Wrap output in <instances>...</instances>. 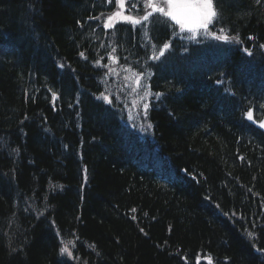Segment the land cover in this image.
Segmentation results:
<instances>
[{
  "label": "trees",
  "instance_id": "1",
  "mask_svg": "<svg viewBox=\"0 0 264 264\" xmlns=\"http://www.w3.org/2000/svg\"><path fill=\"white\" fill-rule=\"evenodd\" d=\"M216 7L220 40L174 43L151 70L152 146L97 99L93 63L115 41L141 67L142 40L173 35L166 19L111 33L93 25L107 0H0V264H57L50 221L90 264H195L208 251L264 264V0ZM30 200L48 216L33 227L14 206Z\"/></svg>",
  "mask_w": 264,
  "mask_h": 264
},
{
  "label": "snow or ice",
  "instance_id": "2",
  "mask_svg": "<svg viewBox=\"0 0 264 264\" xmlns=\"http://www.w3.org/2000/svg\"><path fill=\"white\" fill-rule=\"evenodd\" d=\"M107 2L118 4L121 9H124L126 6L125 0H107ZM260 2L261 0H256L257 4ZM138 4L139 0H129L128 7L130 9H135ZM166 4L167 10L159 7L154 3V0H145L144 7L146 9L150 8V12H146V14L140 18H136L132 15H124L123 11H116L107 17V22L104 26L106 28L113 27V21H116L118 18L133 25H137L140 24L142 20L148 21L149 17L154 13H160L164 17L174 21L176 25H179L181 30L187 29L189 31H196L199 28L206 30L208 25L219 16V11L216 7V0H166ZM221 31H223V29H221ZM225 39H227V37H225ZM167 46L168 45H164L165 48ZM261 47H264V45H261ZM81 56H83V53H81ZM53 98H55V96H53ZM248 115L249 118H251L250 112ZM260 126L264 127V122H262ZM249 235L251 236L252 233H249ZM60 251L62 255L65 253L71 255L67 245L62 247Z\"/></svg>",
  "mask_w": 264,
  "mask_h": 264
},
{
  "label": "bare ground",
  "instance_id": "3",
  "mask_svg": "<svg viewBox=\"0 0 264 264\" xmlns=\"http://www.w3.org/2000/svg\"><path fill=\"white\" fill-rule=\"evenodd\" d=\"M72 128H75L74 126L71 125ZM85 137L83 136V139ZM80 140V139H78ZM83 147V141H81V145H78V147L76 148V151L79 152L81 151ZM82 158V157H81ZM156 165L158 166L159 169H165L166 165L164 166H160L161 163L157 162ZM160 177L163 178V180L165 179H171L170 175L166 172H162L160 175ZM15 210L16 213H20L22 216L26 217L27 219H30L28 221L32 222L33 224L31 225L32 227L34 226V224H39V223H43L45 222L46 218H48V216L46 215L45 210L42 208L41 205H39L37 202L30 200L27 204H25V202L22 203H18L15 204ZM52 225V229H53V234L57 240V245H58V252L56 254L55 257H57V264H90L89 259L82 257L81 255H79L77 253L76 247H77V243L76 241L72 238L70 239L68 235L64 234L59 227L54 223L51 222ZM14 228L15 234L16 232L20 234V230L18 229V227H16L15 225L12 226ZM30 227V228H32ZM29 228V229H30ZM239 234H242L243 232H245V229L243 226H239ZM5 233V232H4ZM2 234V233H0ZM17 236V234H16ZM75 236V235H74ZM78 237V236H77ZM5 238L8 239V235H5ZM13 239V237H12ZM75 239H77L75 237ZM12 247L13 243L10 244ZM65 245H67L69 251L71 252V255H68L67 253L65 254H61L60 249L62 247H64ZM88 250H91L92 245L91 246H87ZM254 254H256L257 252L254 250L253 251ZM202 257V258H201ZM213 257V254L208 252H198L197 256L195 257L194 263L195 264H202L203 262L206 264H209L208 262L210 261V264H217L216 262L211 261V258ZM203 258H207V259H203ZM209 260V261H207ZM187 261V257L183 256V262ZM226 264V261L223 262V264Z\"/></svg>",
  "mask_w": 264,
  "mask_h": 264
},
{
  "label": "rangeland",
  "instance_id": "4",
  "mask_svg": "<svg viewBox=\"0 0 264 264\" xmlns=\"http://www.w3.org/2000/svg\"><path fill=\"white\" fill-rule=\"evenodd\" d=\"M157 5L159 7L164 8L165 10H167L166 2L162 3L160 5L159 4H157ZM149 11H151L150 8H149ZM123 14L127 15L124 11H123ZM119 21H124V20H120L118 18L117 22H119ZM201 35L203 37H205V36L211 37L208 34L207 30H204ZM109 71L112 72L114 77L110 81H107L108 88L111 89L112 91H113L114 87L120 89L124 93L123 97L120 100L121 106L128 112L133 111V113H138L141 110L142 104L146 100L145 93L143 91L139 92L141 89L139 83L137 81L129 80L126 82V84H124L121 77L126 76V74L123 73L125 71V69L118 70L116 68H111ZM106 93L110 94L109 90L106 91ZM109 101H110V98H109L108 102ZM143 110H144L143 114L145 115V109H143Z\"/></svg>",
  "mask_w": 264,
  "mask_h": 264
},
{
  "label": "water",
  "instance_id": "5",
  "mask_svg": "<svg viewBox=\"0 0 264 264\" xmlns=\"http://www.w3.org/2000/svg\"><path fill=\"white\" fill-rule=\"evenodd\" d=\"M172 22H174V21H172ZM175 23V22H174ZM185 30H187V29H185ZM187 31H189V30H187Z\"/></svg>",
  "mask_w": 264,
  "mask_h": 264
}]
</instances>
